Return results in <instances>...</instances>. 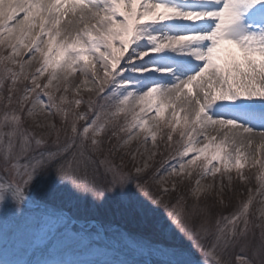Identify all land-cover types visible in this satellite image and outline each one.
<instances>
[{"label": "snow or ice", "instance_id": "6c2138e0", "mask_svg": "<svg viewBox=\"0 0 264 264\" xmlns=\"http://www.w3.org/2000/svg\"><path fill=\"white\" fill-rule=\"evenodd\" d=\"M0 117V264H264V0H0Z\"/></svg>", "mask_w": 264, "mask_h": 264}, {"label": "rangeland", "instance_id": "374dc122", "mask_svg": "<svg viewBox=\"0 0 264 264\" xmlns=\"http://www.w3.org/2000/svg\"><path fill=\"white\" fill-rule=\"evenodd\" d=\"M259 171V166H256L254 168H249L247 166L245 167V175L251 176V183L245 185V190L242 194L238 193L233 195L231 205H235L238 200H244L247 198L248 187H251L253 189L256 188L255 176ZM204 182L206 183L207 181ZM50 195L56 196V192H51ZM254 195L256 197L257 203H259L260 200L264 199V197H261L258 193L254 192ZM140 199L147 202V197L141 196ZM126 207L130 206L125 205L119 196H113L109 200H107L101 208L97 209L95 213L89 211L87 213L81 214H85L88 218L100 219L105 222H110L117 227L132 232L144 231L146 229L153 230L163 217L162 206H156V208L158 209L157 211H147L143 213L137 211H124ZM228 210L230 211L231 208H229ZM44 258L61 261L79 259L80 257L58 251L50 257L45 254Z\"/></svg>", "mask_w": 264, "mask_h": 264}]
</instances>
